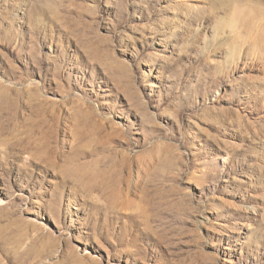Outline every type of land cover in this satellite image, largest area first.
<instances>
[{
	"label": "rangeland",
	"instance_id": "obj_1",
	"mask_svg": "<svg viewBox=\"0 0 264 264\" xmlns=\"http://www.w3.org/2000/svg\"><path fill=\"white\" fill-rule=\"evenodd\" d=\"M0 264H264V0H0Z\"/></svg>",
	"mask_w": 264,
	"mask_h": 264
}]
</instances>
